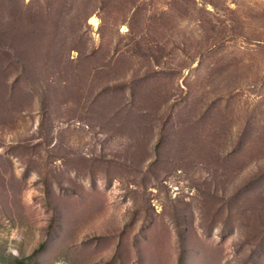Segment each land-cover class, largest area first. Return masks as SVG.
I'll return each instance as SVG.
<instances>
[{
	"label": "rangeland",
	"instance_id": "rangeland-1",
	"mask_svg": "<svg viewBox=\"0 0 264 264\" xmlns=\"http://www.w3.org/2000/svg\"><path fill=\"white\" fill-rule=\"evenodd\" d=\"M21 261L264 264V0H0Z\"/></svg>",
	"mask_w": 264,
	"mask_h": 264
},
{
	"label": "bare ground",
	"instance_id": "bare-ground-1",
	"mask_svg": "<svg viewBox=\"0 0 264 264\" xmlns=\"http://www.w3.org/2000/svg\"><path fill=\"white\" fill-rule=\"evenodd\" d=\"M92 23H93L94 25H97V23H98L97 19H96V18H92Z\"/></svg>",
	"mask_w": 264,
	"mask_h": 264
},
{
	"label": "trees",
	"instance_id": "trees-1",
	"mask_svg": "<svg viewBox=\"0 0 264 264\" xmlns=\"http://www.w3.org/2000/svg\"><path fill=\"white\" fill-rule=\"evenodd\" d=\"M18 264H26L24 261L18 262Z\"/></svg>",
	"mask_w": 264,
	"mask_h": 264
}]
</instances>
